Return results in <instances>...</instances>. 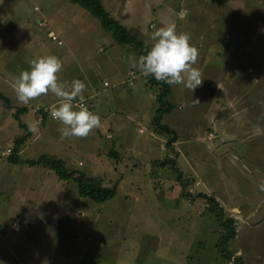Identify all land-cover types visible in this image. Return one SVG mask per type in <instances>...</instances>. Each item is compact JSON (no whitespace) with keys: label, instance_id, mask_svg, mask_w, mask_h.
<instances>
[{"label":"rangeland","instance_id":"obj_1","mask_svg":"<svg viewBox=\"0 0 264 264\" xmlns=\"http://www.w3.org/2000/svg\"><path fill=\"white\" fill-rule=\"evenodd\" d=\"M122 1L103 0L102 3L113 13L112 15L121 18L125 26H129L130 31H137L140 25L142 31L151 39L153 30L157 29L155 22L158 11H155L157 8H152L155 2L133 0L131 14L122 15L118 8ZM164 1L173 6L175 2L179 4L181 0ZM140 3L143 5L140 6ZM48 4L53 5L54 9L56 7L59 9L54 16L52 10L47 11ZM147 4L155 10L147 13L145 11ZM135 6L140 7L142 13L140 11L136 14ZM12 9L16 12L13 13ZM196 11L200 13L201 9ZM219 11V8H212L209 13L202 12L200 16L201 18L205 16L206 19L212 17L215 20V32L212 34L214 37L224 36L218 32L222 26ZM68 12L72 13L73 18L77 16V19L84 23L80 24L84 26V32L77 29L78 24H67L63 22L65 19H59L63 15L59 13ZM172 12L175 15L174 10ZM259 12L260 26H257L256 31H259L260 46L257 50L256 46L248 45L252 51L256 49L253 54H257L258 57L250 60L249 55L240 60L236 58V53L230 55L227 69H236L233 75L222 78L217 67L213 68L211 69L213 76L209 77L212 79L211 82L205 85L203 82L194 92L184 89L183 85L172 86L168 99L174 104V108L167 117L179 114L185 116L179 124L183 129L178 126L174 129L172 124L175 123L169 121L177 133V139L173 142H169V136L154 129L152 116L158 104L152 102L151 106V103L145 100L149 97H146L148 92L152 93L150 98H155L159 92L158 87L150 86L142 73L131 66L126 56L122 58L117 56L114 60L117 71L105 75L100 73L98 81L102 89L109 91L116 89L115 84L128 85L129 81L132 82V86L121 85L118 92H122L124 96L132 94L139 105L134 108L127 107L123 116V119L129 122L131 114L138 121L131 125L134 146H126L129 142V138L126 137L121 140L122 145H116L121 157L110 155L112 143L103 140V137L113 140V130H109L107 131L109 137L105 135L100 137L102 147L94 151L93 159L78 149L76 138L73 137L68 139L72 147L67 154L55 152L56 157L61 158L70 170L95 176L102 180L103 185L116 186V194L104 202L81 197L73 181L58 180L53 170L44 166L51 170L46 176L50 182L48 184L50 191L46 196L40 193L38 187H30L28 190L21 187V194L27 193L28 196L25 200L27 206L20 209L17 207L18 200L16 203L11 197L9 199L6 195L0 196V225L2 231L5 229L8 231L7 235L1 234L0 264H231L216 250L215 244L219 238L220 228L213 216L205 211L204 199L197 196L199 192L214 194L223 205L226 215L235 219L237 232L228 244L232 255L240 256L243 264H264V205L253 218L258 220L244 217L251 209L248 207L251 202L259 200L254 196H258V193L264 190L257 191L256 189L261 188L253 181V186L256 187L254 189L250 179L231 162L229 156H225L227 152H235L239 154L241 160L245 154L243 149L246 150L247 146L239 142L233 144L232 141L222 140V135L225 136L228 130L229 133H233L238 129V124L250 123V120H253L251 124H254L258 120L255 115L264 118V9L260 8ZM174 15L171 19H174ZM49 19H53L52 22L55 23L56 34L60 39L56 40L57 43H62L61 45L48 41L49 39L55 41L51 38L52 27L41 22ZM177 19L176 21L179 20ZM228 23L230 27L236 26L230 21ZM201 28L203 36H207L210 30H205L203 25ZM99 29L106 32L86 9L68 0H0V91L11 100H15L16 93L11 87L12 83L5 82L3 75L1 76L4 64L2 54L4 59H9L6 69L15 77L18 72L14 69L17 66L14 65L29 52L36 58L55 52L67 63H70V60L75 63V59L77 62L81 61V56L88 53L94 54L97 59H101L108 52L112 56L116 55V50L111 47H106L103 52L99 51L101 47L99 45H104L100 38L94 40L92 44H86L85 41L92 40V36L97 34ZM185 33L193 37L191 31ZM242 35L243 32L238 34V37ZM214 37H210L213 41L209 45V51L220 56L224 47ZM152 43V40L148 43L149 47ZM120 48L125 50L126 45L121 44ZM68 49L76 52L77 56L72 54L75 59L65 58V55L68 56L70 53ZM244 49L248 52L244 46L240 51ZM200 69L202 72L207 71L204 68ZM75 70L74 67L73 71ZM105 79L109 81L110 86H103ZM187 97L190 102L186 101ZM85 98L88 103L95 100ZM197 99L199 103L194 101ZM78 102L79 100L76 101L77 104ZM37 106L43 108L49 105L34 104L30 112L22 115V121L34 124L30 122L31 116L34 117L35 114L42 117L44 113H49L44 124L40 125L43 133L40 135L37 126L34 135L39 133L43 140H47L48 144L54 147V142L49 141L55 139L54 129L50 127L52 122H55L51 119L50 108L48 107L49 111L45 112L36 110ZM242 106L244 110L241 116L233 108L241 110ZM5 108V103L0 101V117L9 115L1 114V111H6ZM101 112L109 113L107 109L105 111L102 109ZM142 112L148 113L151 125L143 118ZM246 113L248 118L244 116ZM258 123L264 129V120ZM139 128L142 133L138 132ZM152 129L156 133L155 136L151 134ZM241 139L248 143L250 153L255 152L258 155L260 168H264L262 135L256 134L251 142L245 141L244 137ZM87 144L83 143L86 148ZM40 149L41 152L47 153L44 152L47 150L43 143H38L33 150L27 152L29 156L36 157ZM1 151L3 150L0 149ZM7 152L10 150L7 149ZM135 154L136 159L133 157ZM168 159H173L181 171L182 182L185 183L184 190L189 192V195L180 194L177 172L172 166L167 162L166 165L160 166ZM18 168H28L30 173L36 168L42 169L41 166ZM250 175L256 178L253 171ZM9 190L16 193L14 189ZM249 196L251 198H248ZM75 235L77 239L74 238Z\"/></svg>","mask_w":264,"mask_h":264},{"label":"crops","instance_id":"obj_2","mask_svg":"<svg viewBox=\"0 0 264 264\" xmlns=\"http://www.w3.org/2000/svg\"><path fill=\"white\" fill-rule=\"evenodd\" d=\"M131 1L133 2V0H123L122 5L118 7L119 12L121 11L122 15L131 14V9H132ZM153 1L155 2V5H153L152 8H157V9L156 10L151 9L149 4H147L145 5V11L147 13L152 10L158 11L157 13L158 16L156 17V22H155L157 25V28L164 26L165 24H168V23H175L177 32L185 33L187 31H191V34L193 35V37L190 36L191 43L198 48L199 53H200L199 59L195 67H198L199 69L204 68L207 70L203 72L201 71L203 74V78H204L203 79L204 84L202 83L203 85L211 82L212 79L209 77L213 76L212 70H211L213 68L217 67V69L220 71V75L222 76V78L224 76L231 77L233 75V71H236V69H231V68L227 69V63L230 62V55L236 53V58L240 60L244 58L245 56H249V55H250V58H249L250 60L255 59L254 57H258V55L257 54L254 55L253 52L256 51V49L258 50V47L260 46L259 45V40H260L259 31L257 32L256 29H257V26H260L259 10L260 8L264 9V0H181L179 4L178 2H175V5L173 6L165 3L164 0H153ZM142 5L143 4L140 3V6ZM50 6H52L53 9H51ZM56 8L54 9L53 5L48 4L47 11L49 12V10L50 11L52 10L53 13L52 12L51 13L54 16L55 12L59 11V9H56ZM212 8L220 9L218 13L221 14L220 22L222 26H220L218 32H220V35L224 34V36H221V37L212 36V34L215 32V25H216L215 20H213L212 17L207 18V19L205 18V16H203V18L200 17L202 16L201 15L202 12L209 13V10H212ZM197 9L199 10L201 9V12L198 13L196 11ZM172 10H174L175 15L172 12ZM12 11L13 13L16 12L13 9ZM140 11L142 13V9L140 7L138 6L134 7V12L136 14L140 13ZM59 14H63L60 16L59 18L60 20L65 19L63 20V22H66L67 24H73V23L78 24L79 26L77 27V29L81 31L83 30L84 32V26L82 27L80 25L82 23L79 21V18L77 19V16L73 18V16L71 15L72 14L71 12H68L65 14L64 13H59ZM110 14L112 15L113 13L110 12ZM176 14H177V17H176ZM172 15H174L173 17L174 19H171ZM112 16L118 19L123 25H125V23L122 21L121 18L117 17L115 14ZM176 19L178 21H176ZM52 20L53 19H49V21L47 20L41 23L46 26L50 24L52 27V32L58 38V35L56 34V30H55V25H54L55 23L54 21L52 22ZM38 21L40 22L41 19ZM228 21L235 23L236 26L232 25L230 27V24L228 23ZM12 23L14 24V22ZM202 25L204 26L205 30L206 29L210 30L207 33V36H203L204 33L201 32V29H203L201 28ZM126 27L129 29V26H126ZM144 28L146 29V27ZM154 31L155 30H153V32ZM106 32H102L99 29V32L92 36V40L85 41V42L86 44L89 45V44H92L94 40H97L98 38H100V40L104 42V45L103 44L99 45L101 47L98 46L99 51L103 52L106 49V47L108 48L111 47V49L116 50V55L112 56L111 53L108 52L107 55L102 56L101 59H97L94 57V54L92 55L91 53L90 54L88 53L85 56L82 55L81 61L77 62L76 59L72 57V54L74 56H77L76 52H73L68 49L70 53L68 54V56L65 55V58L75 59V63H73L71 60H70V63H67L64 60V58L57 56L55 52H50L48 54V55H55L62 61L63 69L58 74L62 82L70 85L71 81L74 78H78V79L83 80L87 85V88L85 92L83 93L84 95L83 102H85L86 106L89 108L90 111L99 115L101 124L99 128L94 129L86 138H76V137H73V138H76L78 149L85 152L86 153L85 155L87 157H91V159H93L94 151L97 150L99 147H102V142L100 141V137H103V135H105L106 137H109V135L107 134V131L109 130L111 131L113 130V140H108L105 137H103L104 138L103 140H106V142H108L109 144L112 143V147L109 150V154L115 157H118V156L121 157L120 152L116 149V145H122L121 140L128 137L129 142L126 144V146L133 147L134 146L132 142L133 132H131V125L132 123H135V124L138 123V121H136V119L133 118L131 114L129 115V118H128L129 122L123 119L124 111H126L127 107L130 106L129 108L131 107L134 108V107L139 106L137 105L138 102L134 100V96L132 94H129V95L127 94L128 96L127 95L124 96L122 92L120 93L118 92V89L121 87V85H126V84H115L116 89L109 91V90L102 89L98 81L100 73H103L105 75V74H111L117 71V67L115 66V63H114V60H116L117 56L121 58L122 56L124 57L126 56L132 66V60L134 58L139 57L138 50L131 45H126L125 50L121 49L120 48L121 44L115 42L111 34L109 32L107 33ZM131 32H133L142 42H144L147 45V49L150 48L148 43L151 42V39L149 38V35L147 33L142 31V26L139 25L137 31L134 30ZM241 32H243V35L241 37H238V34H240ZM80 34L82 35L83 33H80ZM210 37L217 38L216 41H218V43L224 47V51L223 53H221L220 56H217L215 52L209 51V45H211L213 41L212 39H210ZM48 41L57 43V40L51 41L49 39ZM57 44L61 45L62 43L61 44L57 43ZM248 45H251L252 47L256 46V49L254 48V50L252 51L251 48H248ZM243 46L244 48L248 49V52L245 49L244 51H240ZM33 58H36V56L30 52L27 54V56L21 57L19 62L16 63L17 65H14V66H17V68H14V69L18 72V75L21 71L29 69V65L26 61L33 59ZM85 58L86 60H84ZM1 59L4 61L3 73L1 74V76L3 75L2 77L5 82L12 83L16 77L13 76V74L11 75V72H8V70L6 69L9 59H6V58L4 59V54H2ZM214 62L216 64H214ZM91 65H93V67ZM10 66H11V62H10ZM74 67L76 68L75 71H73ZM71 71L72 73H70ZM86 74H88L87 77L85 76ZM143 77L145 76L143 75ZM221 84H223V82ZM128 85L132 86L133 84L132 83L130 84V81H129ZM103 86L105 87L110 86L109 81L105 79V81L103 82ZM170 88H171V91H170L171 93L172 86H170ZM150 90L152 92L151 88ZM4 95L8 98L9 104H5L6 111L5 109H2L5 112L1 111V114L8 113L9 115L7 117L5 116L0 117V149L3 150L0 152V196L3 197L6 195L8 198L11 197L12 200H15V202L16 200H18V203L17 202L16 203H17V207H19L20 209V207L22 208V207L27 206L25 203V200H26V197L28 196L27 193L26 195L21 194V187H24L27 190L30 187H33V188L38 187L40 189V193L43 196H46L50 191L48 188L49 187L48 184H50V182H48V179L46 178V176L48 175L49 172H51V170L47 169L46 167L42 165H39L42 167V169L36 170V169H39V168H36L33 173H30L28 168H18V167L28 166L29 168H33V167H39V166H30L25 163L23 164V163L9 162L8 161L9 154L13 150L15 140L20 137L25 136L23 143L20 145L17 151V154L23 159L36 158L41 154H47L49 156L56 157L57 155L55 154V152L60 153V154H67V151L71 149L72 144L68 140L69 138H62L60 132L57 129L60 127H63V125H61L58 121H55V120H54L55 122H52L53 124L51 123L52 125L50 126L51 128L54 129L53 131L55 132L54 134L55 139L49 140V141H52V143L54 142V147H52L50 143L48 144L47 140H43V137L42 138L40 137V135L43 133L41 131L40 125L44 124L46 117L49 113H46V114L44 113L42 115L43 118L40 116L38 117V115H35V114H34V117L31 116L32 119H30V122H34V124H37L40 135L39 133L34 135V131L29 130V125L31 123L22 121V115L30 112V109H32V106L34 104H43V105L46 104L47 106L49 105L48 106L49 108H51V106L54 103H56V97L54 95L49 93L47 96H42L37 100L30 101L27 105L20 103L17 100V97L13 101L6 94ZM151 95L152 93L150 92L146 93V97L147 96L149 97L146 98L145 100H148L151 103V106H153L152 102L154 103L156 102V96L155 98L154 97L150 98ZM85 97L95 99V100L91 101L92 103H88ZM186 101L190 102L189 97L186 98ZM23 108H25L24 111H23ZM91 108H94L95 111L91 110ZM18 109H19V114L17 117H15L14 114ZM102 109L104 111L107 109L109 113L101 112ZM233 109H235V112L237 111L236 113L242 116V113L244 110L243 106L240 108L241 110H239V108L237 110L236 108H233ZM142 114H143V118L145 120L147 119L146 122L151 125V118L148 117V113L142 112ZM149 114L151 115V113ZM183 115L184 114L173 115L171 118H168L166 114L163 117V123L165 124L167 123L166 125L170 126L171 123H169V121H171L175 123V124H172L174 125L173 127H175L174 129H176V126L183 129V126L179 125L181 124V120L185 117ZM244 116L245 118H248L247 117L248 113H246ZM255 116L258 117V120L256 121L257 123L264 120V118H261L259 115H255ZM251 122H253V120H250V123H244L246 126H244V124H241V125L238 124L237 125L238 129L233 131V133H229V130H228L225 136L222 135V140L232 141L233 144L239 142L247 146L246 150L243 149V152L245 154H243V159L241 160H240L239 154L235 152H227L225 156H229L231 162L235 163L237 168L241 170V172L250 179L252 186H253V181H254L256 182L258 187L261 188V189H256V187L253 186L254 189H256L257 191H261V190H264V168L263 167L260 168L259 161H258V155H256L255 152L250 153L249 148H248V143L244 142L241 139V137H244L245 141L251 142L250 140L254 138L256 134L262 135V137L264 138V129L260 127V123H258L259 125H257L256 122L254 124L253 123L251 124ZM170 127L172 128V126ZM138 132L142 133L141 128H139ZM151 134L153 136H155L156 134L153 131V129H152ZM84 142L88 143L87 148L85 147V145H83ZM38 143H43L45 150H47L44 152H47V153L41 152L42 149H40L38 156L36 157L29 156V153L27 151L33 150L35 146L38 145ZM7 149L10 150L9 153L7 152ZM111 149H115V150H111ZM113 152H116V153H113ZM225 156L223 157L222 162L224 161ZM133 157L136 159L137 158L136 154L133 155ZM238 160H240L241 162L239 163ZM250 162H252L253 164H249ZM221 166H222V163H221ZM195 169L196 168H193V170ZM252 171L256 174V178L255 176L250 175ZM4 172H5V176H4ZM24 172L26 174H24ZM19 173L20 175H18ZM9 189H14V192L16 193H13V191H10ZM210 191L213 192L212 189H210ZM254 194L255 193L253 192V195ZM248 198H251V196H249ZM254 198L255 199L259 198V200L257 201L254 200L251 202V205L248 206L251 209L248 211V213L244 217L247 216L248 218L253 219L254 217H256L261 207L264 205V192L263 191L259 192L258 196L255 195ZM12 200L11 202H13ZM31 217L32 219L34 218V213ZM240 217H242V215H240ZM257 218H260V217H257ZM239 219L240 221H242L241 218ZM253 220H258V219H253ZM13 222H16V221L13 220ZM13 222L11 223L12 230H13V225H12ZM1 227L2 226L0 225V239H2L1 234L7 235V232H8L6 229L2 231ZM74 238L77 239V235H75Z\"/></svg>","mask_w":264,"mask_h":264},{"label":"clouds","instance_id":"obj_3","mask_svg":"<svg viewBox=\"0 0 264 264\" xmlns=\"http://www.w3.org/2000/svg\"><path fill=\"white\" fill-rule=\"evenodd\" d=\"M153 41L146 54L132 60V67L145 77L152 76L158 82L170 86L183 85L194 92L203 83V74L195 67L200 53L191 43L190 35L177 32L175 23L157 28L151 35ZM28 70H23L11 84L17 100L27 105L49 93L56 97L50 108L51 118L63 127L58 128L62 138H86L94 129L100 127L99 115L83 104L87 85L74 78L70 85L62 82L59 73L62 61L55 55H45L26 61ZM79 100L81 103L77 104ZM199 103L198 99L194 100ZM37 124H30L29 130L36 131Z\"/></svg>","mask_w":264,"mask_h":264},{"label":"trees","instance_id":"obj_4","mask_svg":"<svg viewBox=\"0 0 264 264\" xmlns=\"http://www.w3.org/2000/svg\"><path fill=\"white\" fill-rule=\"evenodd\" d=\"M73 4H77L80 7L86 9L91 15H93L100 24V27L111 34L112 38L119 44L131 45L138 50V55L146 54L147 45L142 42L133 32H131L125 25H123L118 19L114 18L101 0H68ZM149 85L152 87L157 86L159 92L156 95V103L158 104L154 115L152 116V125L154 129L159 133L169 136V142H173L177 139V133L174 129L162 122L164 115L170 113L174 104L168 99L171 88L170 85L163 82H158L154 77H145ZM0 101L5 104H9L8 98L0 92ZM25 108H23V111ZM19 114V109L15 112V117ZM24 137H20L15 140V144L12 152L9 154L8 161L11 163H25L30 166H47L55 173L59 180H71L77 186L78 195L84 198H88L95 202H104L111 199L116 194V186L103 185L101 179L95 176H88L84 172L77 170H70L64 164L63 160L47 154H41L36 158H21L18 154V148L23 143ZM116 153V152H113ZM169 163L172 168L177 172L178 183L180 185V194L187 196L190 193L185 192V183L182 182L181 171L178 170L174 164L173 159H168L165 163H161L160 166H164ZM198 197L204 199L205 211L209 212L216 224L220 228L219 238L215 244L217 252L224 259L230 261L231 264H243L240 256H233L228 249V244L231 239L236 235V221L232 216L226 215L224 207L221 205L217 197L212 193L199 192Z\"/></svg>","mask_w":264,"mask_h":264},{"label":"built area","instance_id":"obj_5","mask_svg":"<svg viewBox=\"0 0 264 264\" xmlns=\"http://www.w3.org/2000/svg\"><path fill=\"white\" fill-rule=\"evenodd\" d=\"M51 38L53 39V40H56V36L54 35V33H52V35H51ZM130 73H132V72H130ZM132 82L130 81V84H131ZM79 103H81V102H78V104ZM83 104H84V102H83ZM85 105V104H84ZM86 106V105H85ZM36 110H44L45 112H47V111H49V108L48 107H43V108H41L40 106H37L36 107ZM51 116V115H50Z\"/></svg>","mask_w":264,"mask_h":264}]
</instances>
